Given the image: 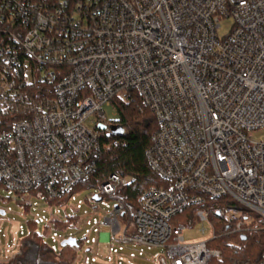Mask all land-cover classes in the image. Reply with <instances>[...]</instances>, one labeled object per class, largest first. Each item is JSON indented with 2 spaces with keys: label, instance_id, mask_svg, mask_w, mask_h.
<instances>
[{
  "label": "built area",
  "instance_id": "obj_1",
  "mask_svg": "<svg viewBox=\"0 0 264 264\" xmlns=\"http://www.w3.org/2000/svg\"><path fill=\"white\" fill-rule=\"evenodd\" d=\"M123 104L154 115L146 159L164 185L135 205L113 174L93 212L79 201L70 215L120 145L105 107L117 117ZM0 184L31 213L21 239L32 221L53 254L76 250L72 264L82 249L80 264H208L221 256L213 214L226 235L264 233V0H0ZM193 208L212 236L190 243L172 221ZM81 226L82 241L66 233ZM1 234L10 261L21 239L4 248Z\"/></svg>",
  "mask_w": 264,
  "mask_h": 264
},
{
  "label": "trees",
  "instance_id": "obj_2",
  "mask_svg": "<svg viewBox=\"0 0 264 264\" xmlns=\"http://www.w3.org/2000/svg\"><path fill=\"white\" fill-rule=\"evenodd\" d=\"M119 131L114 139L120 145L108 150L98 163V168L91 182L94 186L101 185L111 175L116 174L129 179L130 183L124 193L131 204H137L141 194L149 187L163 186V181L149 166L146 153L152 145V137L158 129L154 115L138 104H123L119 110L118 119L114 121ZM0 187L1 184H0ZM226 201L224 199L211 202L209 207H217ZM190 209L186 213L194 212ZM183 215V214H182ZM212 219H217L215 214ZM223 224V223H222ZM37 224L30 221V234L20 241L21 254L8 263L0 264H72L76 258L74 248H64L55 255L50 250L44 238L34 234ZM239 235H226V227L220 228L217 237L211 241L210 247L220 250V258H213L208 264H256L264 253V233H249L246 240Z\"/></svg>",
  "mask_w": 264,
  "mask_h": 264
},
{
  "label": "rangeland",
  "instance_id": "obj_3",
  "mask_svg": "<svg viewBox=\"0 0 264 264\" xmlns=\"http://www.w3.org/2000/svg\"><path fill=\"white\" fill-rule=\"evenodd\" d=\"M235 25V21L233 18H227L222 20L221 22V28H220V36H224L225 34H228L232 31L233 27ZM105 112L107 113V116L110 121H116L118 119L117 117H114V109L105 107ZM119 115V114H118ZM113 130L115 132L119 131V127H113ZM99 191V185L94 186L93 184H82L79 186V188L75 191V200H71L68 202L66 209V212L70 215L75 214L76 206L79 201H83L84 205L81 209L79 215H82L85 211H88L89 213L93 212V210L87 206L86 201H88L89 197ZM30 196H27V199H29ZM32 202H38L36 198H33L31 200ZM227 203V201H226ZM225 202L222 203V205H219L217 207H224ZM0 208L7 211V213L2 216L0 215V229H1V245L6 248V246H13L14 241L20 240L21 236L19 235V226H25L26 227V219L30 218L31 213L24 210L22 206H20L19 202L16 201V199L8 194V192L5 191L3 187H0ZM10 209V211H8ZM62 213L64 214V210L61 209ZM250 213H253L251 211H248ZM252 216V215H251ZM212 223L214 224L216 228V233L220 228L223 227V224L221 221V218L217 217V219H211ZM173 226H179V225H185L187 227V231L184 233L185 241L187 242H197L200 240H206L212 236V232L209 230L205 235L201 233V224L196 222L194 220V215L192 212H189L187 214H183L178 216L176 219L172 221ZM67 234H72L75 236V238L79 241H82L85 237V228L83 226L77 227V228H68L66 231ZM63 232H59V235H63ZM86 247V246H85ZM84 247V248H85ZM213 249L219 250L216 247H213ZM220 251V250H219ZM150 255H159L162 254L161 249H153L151 251H147ZM84 254L83 249L78 253L77 260L75 261V264H80V257ZM220 258V257H218ZM0 263H8V261H4V259L0 258ZM136 264H156V261H149V260H141L136 261Z\"/></svg>",
  "mask_w": 264,
  "mask_h": 264
},
{
  "label": "water",
  "instance_id": "obj_4",
  "mask_svg": "<svg viewBox=\"0 0 264 264\" xmlns=\"http://www.w3.org/2000/svg\"><path fill=\"white\" fill-rule=\"evenodd\" d=\"M0 215H4V212L0 210ZM242 240H246V237H243ZM69 245L71 246H75L76 245V242L74 240H71L68 242Z\"/></svg>",
  "mask_w": 264,
  "mask_h": 264
}]
</instances>
